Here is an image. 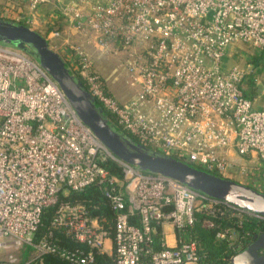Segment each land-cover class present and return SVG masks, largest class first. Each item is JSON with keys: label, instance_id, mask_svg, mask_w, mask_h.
Returning a JSON list of instances; mask_svg holds the SVG:
<instances>
[{"label": "built area", "instance_id": "obj_1", "mask_svg": "<svg viewBox=\"0 0 264 264\" xmlns=\"http://www.w3.org/2000/svg\"><path fill=\"white\" fill-rule=\"evenodd\" d=\"M8 1L24 8L12 10V21L34 29L61 20L78 35L62 59L110 122L137 143L264 192V109H255L241 88L251 65L224 69L222 61L237 44L264 51V0ZM54 36L45 37L51 43ZM119 52L126 56L124 83L134 90L124 103L105 90L115 71L103 78L95 69L101 57ZM107 159L120 165L122 179L100 165ZM91 184L110 187L104 196L111 219L81 204H60L52 221L86 251L45 237L34 241L42 211L59 191ZM200 211L264 223L115 159L46 73L22 51L0 44V250L27 245L32 260L48 254L70 264H94V253L107 264H196L195 244L176 233ZM217 237L231 246L236 240L233 231ZM0 264L28 262L9 253Z\"/></svg>", "mask_w": 264, "mask_h": 264}, {"label": "water", "instance_id": "obj_2", "mask_svg": "<svg viewBox=\"0 0 264 264\" xmlns=\"http://www.w3.org/2000/svg\"><path fill=\"white\" fill-rule=\"evenodd\" d=\"M0 44L28 55L57 85L80 122L118 161L264 217V192L147 148L110 122L83 83L50 47L47 38L36 30L21 22L0 18ZM229 264H264V234L254 236L252 242L231 256Z\"/></svg>", "mask_w": 264, "mask_h": 264}, {"label": "trees", "instance_id": "obj_3", "mask_svg": "<svg viewBox=\"0 0 264 264\" xmlns=\"http://www.w3.org/2000/svg\"><path fill=\"white\" fill-rule=\"evenodd\" d=\"M2 2H6V0H0V4ZM0 17L2 18V16ZM263 62L264 51L250 59L252 70L245 76L241 87L243 95L253 102V104H255L254 101L257 97L264 101V94H260L262 84L264 83ZM107 88L105 90L108 92ZM105 116L113 120L108 113H105ZM99 163L109 175L122 179L123 173L121 167L115 161L107 159ZM109 190L110 187L105 184H91L81 191L61 189L57 195V202L43 209L39 225L33 234L34 241L45 237L68 250L78 248L86 251L87 248L84 245L65 236L61 227L52 224L56 216V210L60 204H81L93 216H105L111 219L112 212L104 196L105 191ZM193 216V223L178 231L176 236L181 242H193L195 244L196 264H229L230 257L239 249L252 242L254 236L264 234L263 222L249 217L238 218L231 215L229 211L216 212L215 214L200 211L194 212ZM133 223L136 224V219H133ZM205 223L210 224V226L205 225ZM226 231H233L236 234V240L232 246L225 238L217 237L218 234ZM35 261L36 264H70L56 256L48 254L40 256ZM94 264H107V259L94 253Z\"/></svg>", "mask_w": 264, "mask_h": 264}, {"label": "rangeland", "instance_id": "obj_4", "mask_svg": "<svg viewBox=\"0 0 264 264\" xmlns=\"http://www.w3.org/2000/svg\"><path fill=\"white\" fill-rule=\"evenodd\" d=\"M13 6V9L9 7ZM1 13L0 16L4 19L12 20V12L14 11L15 14H20L24 12V8L21 4L11 3L8 0L6 2H2L0 4ZM13 10V11H12ZM52 23V22H51ZM34 30L46 36L49 31H53L56 36H54L51 40L50 47L57 52L61 57L64 56L63 48L66 50H70V46L74 44L77 39L78 35L74 33L66 24H64L61 20H58L54 25L50 26L49 28L44 27H35ZM91 55L93 52L88 50ZM260 50L245 44H237L233 46V48L226 49V55L223 57V66L226 69L228 66L235 64L243 69L247 68L250 65V59L257 55ZM125 53L119 52L117 54H107L97 60L95 63L96 71L103 77L106 78L107 75L112 74L115 71L113 76H116L114 82L109 83L108 85V92L117 100L124 101L129 99L132 95H134V90L127 87L124 83L125 80V70L123 68V63L125 60ZM128 93V94H127ZM130 93V95H129ZM261 95L264 94V83L261 87ZM129 95V96H128ZM254 108L255 109H264V101L260 98H256L254 101ZM234 180V179H233ZM238 181L237 179H235ZM242 184V183H241ZM12 253L13 255L17 256L22 263L28 264H36L35 260H32V257L35 256L34 249L31 246L22 245L19 248H10L0 250V257H5L7 254Z\"/></svg>", "mask_w": 264, "mask_h": 264}, {"label": "crops", "instance_id": "obj_5", "mask_svg": "<svg viewBox=\"0 0 264 264\" xmlns=\"http://www.w3.org/2000/svg\"><path fill=\"white\" fill-rule=\"evenodd\" d=\"M127 94H128V93H127ZM129 95H130V93H129ZM129 95H128V96H129Z\"/></svg>", "mask_w": 264, "mask_h": 264}]
</instances>
